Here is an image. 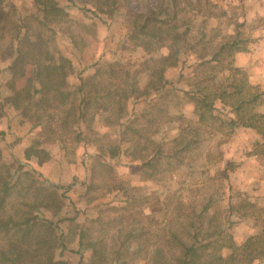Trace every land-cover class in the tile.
Wrapping results in <instances>:
<instances>
[{
	"label": "rangeland",
	"instance_id": "1",
	"mask_svg": "<svg viewBox=\"0 0 264 264\" xmlns=\"http://www.w3.org/2000/svg\"><path fill=\"white\" fill-rule=\"evenodd\" d=\"M54 3L65 13L35 0L0 7V179L27 174L47 190L36 213L59 243L54 260L183 264L194 244L195 264H264V137L229 126L235 113L218 100L197 124L193 99L231 90L233 72L203 80L214 72L198 63L233 37L245 49L221 65L264 81V0ZM140 14L155 18L142 34ZM17 50L24 74L14 77ZM62 56L72 70L44 110L35 90ZM22 192L19 183L0 220L21 210ZM4 238L0 229V249Z\"/></svg>",
	"mask_w": 264,
	"mask_h": 264
},
{
	"label": "trees",
	"instance_id": "2",
	"mask_svg": "<svg viewBox=\"0 0 264 264\" xmlns=\"http://www.w3.org/2000/svg\"><path fill=\"white\" fill-rule=\"evenodd\" d=\"M35 2L37 5L41 6L43 12L47 14L65 13V10L55 4L54 0H35ZM3 4L4 0H0V7ZM159 13H161L164 18L168 16L165 10H161ZM139 17L142 18V14L137 15L136 18ZM156 18H158V16ZM153 19L155 18L148 19L143 17L140 19V34L144 33L145 28L149 26ZM233 38L234 39L230 41L223 42L209 59L202 60L198 63L199 67L209 68L212 73L214 72L213 75L209 74L210 76H206L203 80L216 79L218 73L222 72L223 69L233 72L231 76L234 84H232L231 90L228 91L226 88L220 87L218 90H214L210 93L201 94V92H199L193 94V99L196 101L194 115L198 118L197 124L201 123L205 118V113H211L214 107V101L218 100L224 106L229 105L235 113L236 118H230L229 122H227L229 126L251 128L264 137V115L255 111V107L258 104L264 103V92L260 91V88L257 86L249 84L246 72H243V70L241 71L236 66L230 68V64L226 66L221 65L225 63L226 58L229 59L232 56L233 52L245 49L244 46H241V40H237L236 37ZM19 51L20 50H17L18 56L12 63V67L16 69L13 71L14 77L24 74V72L17 67L19 66V62L23 61V55L21 56ZM60 59L63 65L61 63L57 66L51 65L56 70L55 74L51 76L48 70L47 73L50 77L48 82L43 84L41 88L35 90V93H37L39 97L37 101L44 104V110L49 106L50 100L56 95H59V90L67 84L66 78L72 70V64L68 58L62 56ZM231 61L232 60H230V62ZM17 69L21 72H18ZM81 80L83 82L82 77ZM82 82L79 84L76 90L77 92L83 93ZM143 90L145 91V88ZM26 91L27 90H24L23 92L25 93ZM61 95L66 96L67 94L61 93ZM28 96L29 95H26L27 100L30 99L27 98ZM84 96L85 94H82L79 108H77L79 111L77 114L78 119L82 117V110H80L81 104L86 103V98ZM16 107L19 108L18 105ZM74 109V106H70L67 112L72 113ZM122 115L123 114H120L118 117L122 118ZM24 154L25 158L28 159L32 153L26 151ZM32 182L33 178L27 174L18 176L14 182H1L0 179V210L4 209L3 207H5L7 201H9L8 198L11 197L12 191H14L16 187H19V183H21V187L24 188V192L20 194L19 200L20 206L23 209L21 208L20 210V208H17L14 210V214L5 216V218L0 220L2 221L0 222V229L5 230V244H3V247L0 249V264H59L58 261L54 260L53 253L48 251L49 247L57 246L59 243L57 242L56 245V242L52 240L51 232L50 235H48L40 230V221L36 213L38 202L47 200L48 192L42 185L34 187ZM82 236L83 235H81V237ZM89 245L90 244L86 246L91 248ZM229 248L234 250L238 249L234 244H231ZM199 258L200 256L194 244L187 247L185 246L183 259L181 260L183 264H195V259ZM219 259L222 260L223 257L219 256Z\"/></svg>",
	"mask_w": 264,
	"mask_h": 264
},
{
	"label": "crops",
	"instance_id": "3",
	"mask_svg": "<svg viewBox=\"0 0 264 264\" xmlns=\"http://www.w3.org/2000/svg\"><path fill=\"white\" fill-rule=\"evenodd\" d=\"M248 73H249V77H248L249 84L254 85V86H257L258 88H260V91L264 92V81L258 80L257 78H254V76L251 75L252 74L251 73V70H249ZM263 98H264V95H263ZM257 110L259 111L260 114H263L264 115V103H262L261 105H259V107H257ZM3 144H5L4 141L3 140H0V150H2V149L5 148V147L3 148Z\"/></svg>",
	"mask_w": 264,
	"mask_h": 264
}]
</instances>
